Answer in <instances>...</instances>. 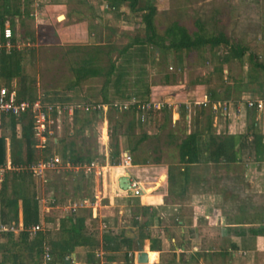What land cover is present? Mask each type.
<instances>
[{"label": "rangeland", "instance_id": "rangeland-1", "mask_svg": "<svg viewBox=\"0 0 264 264\" xmlns=\"http://www.w3.org/2000/svg\"><path fill=\"white\" fill-rule=\"evenodd\" d=\"M144 1L138 0L137 7H142ZM152 3L157 11L158 30L161 31L164 28L168 18L176 16L179 17L182 24H188V27L194 19L207 21L205 30L208 29L214 33L222 31L231 41H240L244 44L248 49L247 52L254 54L258 61L264 62V0H152ZM40 4L42 3L40 2ZM84 10L87 11L86 7ZM96 11L102 19L101 27L91 25L94 36L91 37L92 44L86 46H95L98 43V45H112L120 48L127 44L134 35L143 36L140 14L130 12L127 4L122 5L117 12H109V10H104L102 6H100V11L98 9ZM216 13L224 15V23L210 20ZM54 17V15L51 16L56 27L62 17L58 16L56 20ZM214 18L218 19L217 17ZM32 20L35 21L34 18ZM34 27L33 22H26V35L32 33V45L34 46L24 50L25 58L22 73L27 82L33 83L24 93L23 101H32L39 97L52 104L101 103L103 78L89 79L80 84L79 87L72 90L67 89L69 81L72 79L70 67L81 53L69 50L71 45H56L53 41L54 37L50 35V31L54 30L51 25L46 29L41 28V33L36 32ZM224 54L225 49L222 46L213 51L203 48L187 55L183 52L179 55L171 51L167 53L153 52L152 49L148 48L144 54H140L138 47L134 46L131 48L129 56L115 59L117 68H121L124 73L117 86L113 84L115 74L111 77V83L104 91L105 97L109 103H120L130 97L142 100L150 97V95L161 99L191 101L206 95L207 90H215L219 97H223L227 93L229 100L239 99L248 94L259 95L255 82L248 84L245 82L247 74L254 76L256 81L262 82L261 71L250 70L247 53L241 62L230 60L222 65L219 60ZM115 57H117L116 54L113 55V58ZM217 67H221V73L216 71ZM164 75H167L168 83H164ZM238 78L241 80V84H234ZM2 86L3 81L0 80V87ZM262 87L264 89V84ZM17 89L18 87L15 85L14 90ZM145 91L147 94L142 96ZM127 96L129 97L127 98ZM200 109L203 112L202 115L199 114ZM165 113L167 122L161 132L158 130V133L154 134L156 136L151 134L153 131L150 128L151 125L147 127L136 125L133 126L132 130L127 131V125L131 119L130 112L119 113L109 110L104 116L108 158L113 152L115 144L118 145L120 151H124L133 147L142 134L148 135L146 140L137 144L135 151L128 153L131 157V163L135 164L132 166L138 165L134 168V172L138 181L145 187L155 183L158 176L165 174L166 170H171L174 175H177L176 178L179 179V183L182 181V185L184 184L183 179L178 175L182 166L177 163L176 145L186 134L202 131L206 124L205 116L209 112L197 106H190L185 117L182 118L179 115L173 123L168 120V112ZM245 127L246 124L244 123L239 131ZM223 128L221 117L215 121L211 120L210 133L220 139L230 133L235 135L239 129L234 124L229 127L230 133L227 132L228 130L222 131ZM51 129L54 132V137L60 142L57 145L49 142L45 154H59L64 147L65 152L67 149H72L73 156L95 157L97 153V157L103 161L100 133L101 130H104V126H101V121L95 119L93 113L79 111L75 124H73V118L68 120L66 116H58ZM70 131L71 134L69 135ZM167 135L172 136L169 138ZM200 140L202 145L206 137H200ZM43 154L35 151L37 157ZM202 157L204 156L202 155ZM237 157H240L239 154ZM189 172L191 178L189 180L187 177V184L184 187L186 189L191 188V193L194 194L193 196H197L199 202L210 205V208L214 210L213 215L209 210L207 219L210 220V223L220 221L222 225H235V227L239 225L246 234L250 227L256 228L264 224V161L254 162L248 158V161L237 162L228 166L223 163L207 164L201 162L190 167L187 172L188 175ZM172 185L174 189L177 188L175 180ZM95 186L92 178L85 179L80 172L77 174L62 172L59 175H51L45 189L50 194L53 193L52 195L59 205L69 199L77 200L92 196L97 188ZM111 189L110 181L98 184L99 192L106 196L102 200V204H106L107 197L115 193ZM38 191L40 190L38 189ZM129 200L131 199L120 197L116 198L115 201L116 205L122 207L123 212L127 209L129 211L122 213L121 217L124 220L130 218L131 214L135 212H132V208L129 207ZM136 203L138 204V202ZM16 212L18 215V203L16 204ZM79 212L86 214L85 211ZM187 212L189 213V211ZM44 217L50 220L60 219L63 214L59 209H55L46 212ZM254 220L260 221L255 223ZM53 227V223H44V228L50 229L49 231H54L52 230ZM219 229H221L219 226H214L210 230L213 232L214 238L221 234ZM244 244L245 249L239 250L240 257H243L244 261H250V264H264V230L259 235L257 245L259 252L254 250L256 249L255 238L245 239ZM226 245H229L226 241L219 242V248H224L220 251H225ZM218 246H215L216 249ZM89 259L99 262V256H94V254Z\"/></svg>", "mask_w": 264, "mask_h": 264}, {"label": "trees", "instance_id": "trees-1", "mask_svg": "<svg viewBox=\"0 0 264 264\" xmlns=\"http://www.w3.org/2000/svg\"><path fill=\"white\" fill-rule=\"evenodd\" d=\"M101 1L102 4L108 7L109 12H117L122 5L127 4L130 12L139 13L143 36L134 35L127 44L120 48L112 45L71 46L69 50L79 51L81 54L76 61H73L70 67L72 79L69 81L67 89L72 90L79 87L80 84L89 79L103 78L101 104L108 103L104 91L111 83V77L115 74L113 84L117 86L124 73L121 68H117L115 59L127 56L134 46L138 47L140 54H144V51L148 48L152 49L153 52L167 53L171 51L178 55L182 52L187 55L190 52H196L203 48L213 51L222 46L225 49V54L220 58V64H226L230 60L241 62L243 56L247 53V62L250 65V70L261 71L262 82L256 81V78L250 74H247V80L245 79V82L247 84L255 82L259 94L257 97L264 100V89L262 87L264 84V62L258 61L254 54L248 53L247 47L240 41H231L222 31L214 33L208 29L205 30V23L207 21H197V19H194L191 21V25H189L191 28H189L188 24L185 25L180 22L178 16L168 18L164 28L160 31L157 28L159 22L156 18V7L152 3V0H145L142 7H137L138 0ZM18 2L19 0H0V42H3L2 30L5 28V24L7 23L9 27H12L13 17L20 16L17 7ZM219 14L216 13L214 16L218 19L211 17L210 20L217 23H224V15ZM12 42L10 39V43ZM114 54L117 57L113 58ZM24 58V51H18L12 47L8 51L4 49L0 50V80L3 83L16 80V86L18 87L15 91L16 101H23L24 93L33 83L27 82L26 77L23 76L22 67ZM216 71L221 73V67H217ZM163 81L164 83H168L167 75L163 76ZM238 83L241 84L239 78L234 81V84ZM146 94L147 91L142 96ZM206 97L210 102L238 100H229L227 93L223 97H219L215 90H207ZM242 112V122L246 124V133L242 132L237 136L228 134L221 139L212 135L210 133L212 116L208 113L205 116L206 124L202 131L190 132L178 141L176 145L177 163L182 166V171H178V175L181 176L184 184L187 182L189 167L201 162L212 164L223 163L228 166L237 162L248 161V158L254 162L264 161V134L260 130H256L255 112H249L246 109ZM185 114L186 111L181 107L180 117L184 118ZM199 114H203L201 109L199 110ZM76 116L77 114L75 113L73 116V124L76 123ZM94 117L100 121L97 114H94ZM166 122V113L162 112L158 127L160 132L164 129ZM3 125H6L9 133L8 135L0 134V166L5 164V140L7 139L8 158L11 170L2 176L0 182V226H9L11 223H16V204L19 203L22 230L17 234L0 232V264H58L66 257H69L76 248H84L92 252L95 248L99 247L97 240L94 238L95 234L87 231V223H89L87 222L88 214H83L79 211L73 215L61 217L58 220L56 231L43 230L37 232L34 236L29 235L26 230L30 226L41 222V220L44 223L50 222V219H42L40 217L38 203L34 198V187L30 175L26 171L15 170L18 167H26L39 158V156L37 157L35 155L33 148L34 141L31 133V121L25 116L20 118L0 116V126ZM136 125L138 124L134 115L131 114V119L126 130L130 131ZM15 127L19 128L18 133H15ZM167 136L170 138L172 135ZM204 136L206 140L201 145L200 137ZM147 138L148 135L142 134L133 147L125 149L124 151H120L118 145L115 144L113 146L114 150L108 159L109 163L113 164L118 162V157L123 152L130 154L135 151L137 144ZM61 150L58 155L63 162L81 165L90 159L87 155L73 156L72 149H67L65 152V148L63 147ZM238 154L240 156L239 158L237 157ZM174 180L175 175L171 170H168V184H172ZM254 221L255 223H259L260 220ZM148 222L144 221L140 226L146 227ZM132 224L135 225L136 222L132 221ZM263 230L264 224L256 228L250 227L247 232L250 236L255 237L262 234ZM101 240L100 247L102 250L110 252L111 254L121 251V256L118 259L121 261V264H133L130 251L136 246L134 239L126 238L122 233H119L115 236H102ZM156 242L151 240V245L149 246L150 251H157V246H155ZM44 246L49 248L50 257L49 261L45 263L41 259ZM128 254L130 255L128 256ZM210 256H220L224 259L227 253L226 251H220L218 253H211ZM114 260L115 258L113 257H105V261L107 262Z\"/></svg>", "mask_w": 264, "mask_h": 264}, {"label": "crops", "instance_id": "crops-1", "mask_svg": "<svg viewBox=\"0 0 264 264\" xmlns=\"http://www.w3.org/2000/svg\"><path fill=\"white\" fill-rule=\"evenodd\" d=\"M40 2L42 4H40ZM93 3L94 5H92ZM18 4L17 7L18 9L20 8V16L13 17L12 27H9L7 23L5 24V27H8L11 30V40L13 42L10 43V45L13 49L18 51H24L27 48L31 49L34 46L32 45V33L31 35L30 33L27 34L28 36L26 35L27 30L25 28L26 22L28 21L31 23L33 22L36 32L39 33H41L42 29H46V27L51 25L54 30L52 32L50 31V35L54 37L53 41L56 45H90L92 44L91 37L94 36V33L91 31V25L101 27L102 19L96 11L97 9L100 11V6H102L101 0H19ZM85 7L87 11L84 10ZM52 15L55 16V20L58 16L62 17V19L56 24V27L51 18ZM32 18H34L35 21H33ZM95 45H98V43ZM15 85L16 80H10L9 82L3 83V86L0 88H6L15 93ZM244 110V107H241V116L236 124H234L232 118L222 120V124L224 125L222 131L228 130L227 132L230 133L229 127H231V124H234L239 128L235 134L236 136L240 135L242 132L246 133L245 128L239 131L241 125H244L245 123L242 122V111ZM178 116H173V118H178ZM255 122L256 127L264 134V115L257 119L255 116ZM18 132L19 128L15 127V133ZM1 133L8 135L9 131L6 125L0 126V134ZM68 134L70 135L71 131ZM230 134L233 135V133ZM56 141L59 140L56 139L54 145L58 144ZM7 144L8 141L6 139L4 165L10 167ZM106 144L107 140L101 142L102 147L104 146L103 152L107 151ZM137 166L138 165L133 167L136 168ZM180 171H182V167ZM118 176L119 174H117V176L108 175L103 182L94 181L96 184L95 187H97L95 191H99L98 184L101 182L104 184V182L110 181L112 187L111 190L115 193L112 196L107 197L106 204L101 203L102 200L106 198L105 194L102 193L100 201L96 204V209H94V212H91V214L95 213L94 219L91 218L90 210H82L88 214L87 222L89 223H87V231L95 234L94 238L97 240L99 247L95 248L92 252H89L84 248H76L69 256L70 264H95L97 263L96 261H90L89 259L93 254L94 256H99V262L97 264H121V261L118 260L121 256V251L111 254L110 252L102 250L100 247L102 236H115L119 233H122L126 238L134 239V244H136V246L130 251L133 264H136L135 259L139 250L146 254V264H250V261H244L243 257H240L239 250L245 249V239L251 240L253 238H255L256 248L254 250L259 252L257 249L259 236L252 237L249 233L246 234L244 229H240L239 225H237V227H235V225H222L220 221L210 223V220L208 221L207 219L209 210L212 215L214 213V210L210 208V205L208 206L204 202H199L197 196H193L194 194L191 193V188L186 189L184 187L187 182L183 185L182 181L179 183V179L176 178L177 175H175L177 188L174 189L172 184L169 185L167 182V170L165 171V174H160L157 181L151 184V186L142 188L143 194L140 199L123 198L131 199L129 200V207L132 208V212H136L132 213L131 216L129 215L130 218L124 220L121 217L122 213L129 211L127 209L123 212L122 207L116 205L115 202L116 198H120L119 196H116L117 192L115 189L116 180L118 181L119 179ZM187 177L190 180V172L189 175L187 174ZM32 182L35 195L38 190L33 179ZM171 199H173V201H171ZM183 200L186 202H181ZM136 202H138V204ZM38 207L40 217L42 219L45 218L44 216L46 212L44 211V208L39 204ZM55 209L58 208L52 206L48 212ZM186 210L189 211V213ZM117 217L119 220L116 219ZM19 220L21 221L20 206L16 223ZM58 220L59 219H52L49 222V224L53 223L54 227L52 230L54 231L57 230ZM132 221L136 222V224L133 225ZM144 221H149L148 225L146 227H141L140 225ZM41 222L44 223L43 220H41ZM101 222L105 224V230H101ZM214 226H219V228H221L219 229L221 234H218L216 238H214L212 234L213 232H210ZM151 240L157 241L155 243L157 251L149 250ZM224 241L229 243V245H226L225 247L227 256L224 259L220 256H210L211 253H218L221 249H224L223 247L219 248L218 246L219 242L223 243ZM215 246H218V248L216 249ZM248 247L250 249V245ZM108 256L115 258V260L110 262L105 261V257ZM58 264L63 263L61 262Z\"/></svg>", "mask_w": 264, "mask_h": 264}, {"label": "built area", "instance_id": "built-area-1", "mask_svg": "<svg viewBox=\"0 0 264 264\" xmlns=\"http://www.w3.org/2000/svg\"><path fill=\"white\" fill-rule=\"evenodd\" d=\"M104 10H108V7L102 4ZM3 42H0V50L4 49L8 51L11 48V30L5 27L2 30ZM190 106H197L206 109L212 116V121L221 117L222 120L232 118L234 124L238 123V119L241 116V107H244L247 111H254L256 118L264 115V100L254 95H243L236 101H217L210 102L206 95L198 99H192L186 101V99H161L159 97H150L145 100H138L135 97H130L124 102L120 103H85L82 105H66V104H51L43 101L39 97L32 101H16L15 94L11 90L6 88H0V116H12L14 118H20L25 116L31 121V133L34 141V150L38 153H44L35 162L27 165L26 167L15 168L16 171H26L30 177L34 180L37 193L34 195L35 200L38 204L44 208L45 212H48L50 207H57L63 214L73 215L77 211L90 210L91 218H95L94 209L96 204L100 201L102 193L94 191L93 195L89 198H81L77 200H68L61 205L56 203L54 195L50 194L45 188L48 186L49 177L51 175H59L62 172H70L81 175L88 179L92 178L93 181H104L108 175L117 176L119 178L125 177L128 180L129 189L123 190L118 187V181L116 180L115 189L116 196L122 198H141L140 189L145 186L138 181L137 175L134 172V167L131 163V157L128 153H121L118 157V162L110 164L108 161L107 152H103V161L97 157H90L89 161L81 165L70 164L63 162L60 156L56 154H45L48 148L49 142L55 143L56 138L51 126L54 120L58 116H66L68 120H71L75 113L88 112L97 114L100 118L104 130L100 133V145L102 141H106V128H105V113L106 111L113 112H130L134 115V118L140 126H150L151 134L158 133L159 122L161 120V113L168 112V120L174 122L173 116H178L181 107L185 111H189ZM151 120V122H149ZM105 138V139H104ZM102 146V145H101ZM104 147V146H103ZM11 170L9 166H0V182L2 176ZM116 219L119 220L117 217ZM46 224V223H45ZM101 230H105L106 226L104 223H100ZM22 230L21 221L19 220L16 224L12 223L9 226H0V232H11L18 233ZM47 230L44 228V223L39 222L35 225L27 228V232L30 236H34L37 232ZM130 254H128L129 256ZM42 262L49 261V248L44 246L41 256Z\"/></svg>", "mask_w": 264, "mask_h": 264}, {"label": "water", "instance_id": "water-1", "mask_svg": "<svg viewBox=\"0 0 264 264\" xmlns=\"http://www.w3.org/2000/svg\"><path fill=\"white\" fill-rule=\"evenodd\" d=\"M118 187L120 189L126 190L129 189V184H128V180L125 177H121L118 179ZM136 264H146L147 262V258H146V254L139 250L137 256H136ZM63 264H70V258L67 257L62 261Z\"/></svg>", "mask_w": 264, "mask_h": 264}, {"label": "bare ground", "instance_id": "bare-ground-1", "mask_svg": "<svg viewBox=\"0 0 264 264\" xmlns=\"http://www.w3.org/2000/svg\"><path fill=\"white\" fill-rule=\"evenodd\" d=\"M140 191H141L140 194H141V196H142V194H143V189L141 188Z\"/></svg>", "mask_w": 264, "mask_h": 264}]
</instances>
